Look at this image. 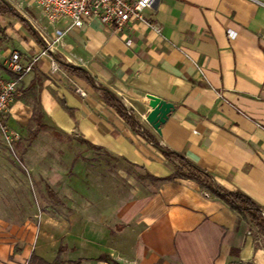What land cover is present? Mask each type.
<instances>
[{"label": "crops", "instance_id": "1", "mask_svg": "<svg viewBox=\"0 0 264 264\" xmlns=\"http://www.w3.org/2000/svg\"><path fill=\"white\" fill-rule=\"evenodd\" d=\"M4 1L21 19L0 14V73L13 77L6 69L12 52L23 65L37 57L18 98L37 87L44 115L60 132L74 135L84 150L99 148L86 150L91 156L81 163L102 154L145 176L137 182L130 175L134 183L121 201L27 221L15 264H28L32 253L52 263L60 246L61 260L80 264H109L101 256L116 264H264V237L243 214L205 186L172 177V164L99 90L58 64L51 70L53 58L41 56L35 37L48 45L56 29L66 30L53 54L117 96L162 147L264 211V0H155L144 15L159 33L140 23L122 32L95 21L68 28L65 19L48 22L35 0ZM146 95L173 106L160 134L139 104ZM24 109L17 99L12 117Z\"/></svg>", "mask_w": 264, "mask_h": 264}, {"label": "rangeland", "instance_id": "2", "mask_svg": "<svg viewBox=\"0 0 264 264\" xmlns=\"http://www.w3.org/2000/svg\"><path fill=\"white\" fill-rule=\"evenodd\" d=\"M69 85L76 91L75 82ZM20 94L3 120L20 139L9 149L0 133V264L16 263L21 231L26 232L21 226L41 212L58 218L81 204L121 201L134 183L130 175L137 182L145 179L140 171L102 154L81 163L91 154H85L88 149L74 135L60 132L44 115L40 89L24 88L22 98ZM17 99L24 100L25 109L12 117Z\"/></svg>", "mask_w": 264, "mask_h": 264}, {"label": "built area", "instance_id": "3", "mask_svg": "<svg viewBox=\"0 0 264 264\" xmlns=\"http://www.w3.org/2000/svg\"><path fill=\"white\" fill-rule=\"evenodd\" d=\"M155 0H35L43 16L51 24L60 19L68 21V28H81L85 24L95 21L102 26H109L115 32H122L131 24L140 23L148 27L152 32L159 33L160 29L145 17V11L151 9ZM66 30L56 29L51 43L41 52V56L53 53L57 44L60 43ZM230 35V34H228ZM37 61L34 58L29 64L20 62L18 52H12L7 57L6 69L13 77L5 78L0 73V133L4 143L11 149L19 139V133L10 130L3 124V120L10 112V108L19 95V85L23 77L32 71V65ZM53 72L58 71L57 63L51 59ZM76 93L85 97L86 94L80 88Z\"/></svg>", "mask_w": 264, "mask_h": 264}, {"label": "trees", "instance_id": "4", "mask_svg": "<svg viewBox=\"0 0 264 264\" xmlns=\"http://www.w3.org/2000/svg\"><path fill=\"white\" fill-rule=\"evenodd\" d=\"M0 14H11L21 19V17H19L16 12H14L12 7L4 0H0ZM35 37L42 45V47L46 49L47 46L45 42L40 37ZM50 55L58 64V66L66 71L70 76H73L83 81L84 83H87L90 87L99 90L101 92L103 102L108 107L113 109L117 113V115L137 134L144 138L153 147L158 149L168 163L172 164V166L174 167V174L172 177H182L185 179H190L202 186H205L206 188L211 190L217 197L243 214L247 218L249 223L252 224L264 237V211L250 198L243 194L221 188L215 183L213 178L206 171L192 164L184 156L162 147L155 139V137L152 136L147 130H145L143 126L138 122V120L135 118L133 110L127 109L123 105L121 100L109 90L96 86L93 78L85 69L72 66L66 61H62L57 54L51 53ZM87 148L99 151V148L93 147L91 145H87ZM63 252L64 247L60 246L57 251V257L52 263H46L32 253L29 258V264H80V262H69L61 260L60 255ZM98 260L107 262L109 264H116V262L108 256H101L98 258Z\"/></svg>", "mask_w": 264, "mask_h": 264}, {"label": "water", "instance_id": "5", "mask_svg": "<svg viewBox=\"0 0 264 264\" xmlns=\"http://www.w3.org/2000/svg\"><path fill=\"white\" fill-rule=\"evenodd\" d=\"M139 104L145 112L146 122L160 134V126L167 120L173 106L151 95H146Z\"/></svg>", "mask_w": 264, "mask_h": 264}]
</instances>
